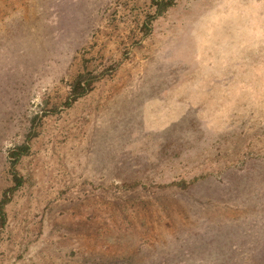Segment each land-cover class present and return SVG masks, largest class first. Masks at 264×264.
Here are the masks:
<instances>
[{
    "label": "rangeland",
    "instance_id": "374dc122",
    "mask_svg": "<svg viewBox=\"0 0 264 264\" xmlns=\"http://www.w3.org/2000/svg\"><path fill=\"white\" fill-rule=\"evenodd\" d=\"M21 144L0 264H264V0H0Z\"/></svg>",
    "mask_w": 264,
    "mask_h": 264
},
{
    "label": "trees",
    "instance_id": "16d2710c",
    "mask_svg": "<svg viewBox=\"0 0 264 264\" xmlns=\"http://www.w3.org/2000/svg\"><path fill=\"white\" fill-rule=\"evenodd\" d=\"M82 78H83V75H79L75 79V82L73 83V86H72V89H71V93L73 92V96L71 97V98H73L72 100H75V98L77 96L82 95L85 92L84 86L82 87V86L79 85V81ZM78 88H79L80 92L78 91ZM27 148L28 147H27L26 144H21V145H17L15 147H13L9 151V158L11 159V165H10V167H11V170H12V174H13V178H14L15 184H14L13 187L6 188L1 193V197H0V229L3 226L4 221H5V211H4V207H5L6 203L8 202L9 197H10V194L13 192L14 188H16L20 184V179L17 176V172L15 170V164H16L18 158L22 154H25L26 153Z\"/></svg>",
    "mask_w": 264,
    "mask_h": 264
}]
</instances>
